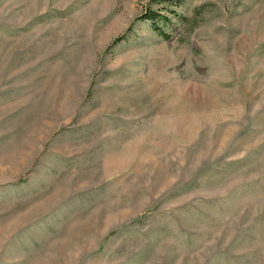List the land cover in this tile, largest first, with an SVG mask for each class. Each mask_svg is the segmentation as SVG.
<instances>
[{"label":"rangeland","instance_id":"374dc122","mask_svg":"<svg viewBox=\"0 0 264 264\" xmlns=\"http://www.w3.org/2000/svg\"><path fill=\"white\" fill-rule=\"evenodd\" d=\"M151 1L0 0V264H264V0Z\"/></svg>","mask_w":264,"mask_h":264},{"label":"trees","instance_id":"16d2710c","mask_svg":"<svg viewBox=\"0 0 264 264\" xmlns=\"http://www.w3.org/2000/svg\"><path fill=\"white\" fill-rule=\"evenodd\" d=\"M184 2L185 0H152L151 5L152 3L162 5L163 9H155L152 7L153 5L147 6L141 20L150 21L153 28L159 31V25L169 21V17L167 15L177 16V10L184 4Z\"/></svg>","mask_w":264,"mask_h":264}]
</instances>
